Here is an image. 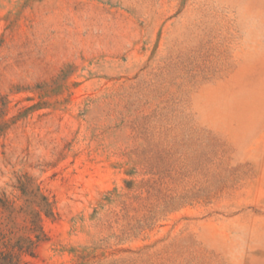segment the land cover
<instances>
[{
    "label": "rangeland",
    "instance_id": "1",
    "mask_svg": "<svg viewBox=\"0 0 264 264\" xmlns=\"http://www.w3.org/2000/svg\"><path fill=\"white\" fill-rule=\"evenodd\" d=\"M25 175L22 264H264V0H0V197Z\"/></svg>",
    "mask_w": 264,
    "mask_h": 264
},
{
    "label": "trees",
    "instance_id": "2",
    "mask_svg": "<svg viewBox=\"0 0 264 264\" xmlns=\"http://www.w3.org/2000/svg\"><path fill=\"white\" fill-rule=\"evenodd\" d=\"M14 189V199L0 197V264H22L23 257H33L46 240L43 219L54 216L52 202L32 178L21 177Z\"/></svg>",
    "mask_w": 264,
    "mask_h": 264
}]
</instances>
